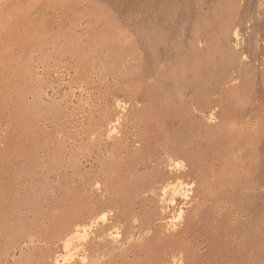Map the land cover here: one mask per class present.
<instances>
[{"label":"rangeland","instance_id":"374dc122","mask_svg":"<svg viewBox=\"0 0 264 264\" xmlns=\"http://www.w3.org/2000/svg\"><path fill=\"white\" fill-rule=\"evenodd\" d=\"M0 264H264V0H0Z\"/></svg>","mask_w":264,"mask_h":264},{"label":"bare ground","instance_id":"6f19581e","mask_svg":"<svg viewBox=\"0 0 264 264\" xmlns=\"http://www.w3.org/2000/svg\"><path fill=\"white\" fill-rule=\"evenodd\" d=\"M179 163V162H178ZM171 187V186H170ZM167 188V187H166ZM172 191V198L170 199V201L175 202L176 201V197L177 196H183L184 198H189L190 193H192V189H190V185L184 182H179V183H175L172 185V187L170 188ZM167 190V189H166ZM167 192V191H165ZM167 194V193H166ZM184 213V209L182 207H180L177 211V213L172 217V221H177L180 218H182ZM102 217H104V215H102ZM184 217V216H183ZM83 228V227H82ZM84 230H87L86 226H84L83 228ZM83 231V230H82ZM78 232V231H77ZM84 233V232H83ZM76 234V233H75ZM74 234V236H75ZM77 236H79L78 234H76ZM87 235V233H86ZM82 236V234H81ZM73 237V235L71 236V238ZM76 237V236H75ZM66 241V240H65ZM71 243V239H68L66 241V245L69 246ZM73 251V250H72ZM71 254V251H70ZM69 256V255H68ZM66 254V257H68ZM70 260V258H69ZM61 261V260H60Z\"/></svg>","mask_w":264,"mask_h":264}]
</instances>
